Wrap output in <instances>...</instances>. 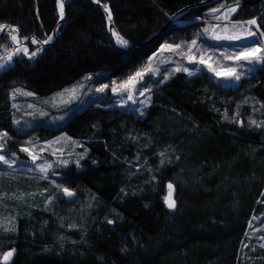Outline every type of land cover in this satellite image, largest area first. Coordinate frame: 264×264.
<instances>
[{
	"label": "trees",
	"instance_id": "obj_1",
	"mask_svg": "<svg viewBox=\"0 0 264 264\" xmlns=\"http://www.w3.org/2000/svg\"><path fill=\"white\" fill-rule=\"evenodd\" d=\"M199 1L65 0L56 40L29 39V54L41 49L36 56L17 53L0 71V138L8 151L25 157L19 148L28 137L58 134L85 148L79 166L70 162L42 179L14 173L7 181L11 208L20 212L0 231V249L14 250L13 264H264V65L229 82L176 52L155 77L147 75L139 108L94 95L60 109L67 112L60 122L25 129L12 123L15 87L44 97L90 75L91 85L124 80L147 68L163 45L185 50L196 40L202 52L228 55L264 39L221 42L205 32L216 20L213 9L219 16L237 5L231 21L255 19L253 31H264V0H219L186 10L145 46L122 49L111 40L105 4L112 29L138 43ZM59 17L57 0H0V25L16 26L21 38L47 39ZM0 47L13 48L7 34ZM169 183L175 209L165 203Z\"/></svg>",
	"mask_w": 264,
	"mask_h": 264
},
{
	"label": "rangeland",
	"instance_id": "obj_2",
	"mask_svg": "<svg viewBox=\"0 0 264 264\" xmlns=\"http://www.w3.org/2000/svg\"><path fill=\"white\" fill-rule=\"evenodd\" d=\"M227 9L222 11V13L227 11ZM218 23H223V21L215 20L213 25ZM234 23H238V22H234ZM241 23H244L246 25V22H241ZM254 26L256 25H252L250 27L252 28ZM217 32H220V29H217ZM4 34H6V32H4ZM210 34L213 37L214 34L212 31ZM253 39L254 38H247L241 40H226V39H221V40L215 39V40L221 42L240 43V42L252 41ZM17 46L18 45L13 44V48L11 47L10 49L5 47H0V64H4V67H0V70L8 67L11 64L12 60L7 61L6 58L7 55L11 53ZM19 47L21 48L25 47V42L22 41V39H20ZM176 52H182L184 54L182 53L179 54ZM236 52L238 51H233L228 55L225 54L224 52H220L219 54L213 55L212 53H209L207 51L204 52L200 51L197 48V46L192 47L191 51H189V47H187L185 50L178 49L176 51H171L164 49L162 48V46H160L155 52L151 54L148 62V66L147 68H145V69L150 68L151 70L145 71L143 74V79L139 80V82L136 84L135 89H133L132 92L133 94L132 100H129L127 98L128 97L127 92H120V91L113 92L112 90L114 87L119 88L121 82L127 80L128 78L119 81L110 79L109 82L108 81L100 82L91 85L88 82V80L90 78H93V76L90 75L87 76V79H85L80 83L66 87L63 90H60L48 96H44V97L38 96V98L34 96L36 94L28 90H25L20 87H15L11 94L12 123L17 129H25V128H29L36 122H41L44 124H54L56 122H60L63 120L65 114L67 113V112L60 113L59 112L60 109L73 104H83L87 99L92 98L94 95L111 94L113 95L114 99L119 103H121L122 105L134 106L136 108H139L140 106L146 103L148 97V87L145 82L147 75L152 74L155 77L156 76L155 73L158 67L160 65L167 64L175 53L180 58L184 56L185 63L189 66H191L192 64L195 65L200 64V66H204L209 70L208 65H211L213 68H216L218 71H222V72L226 71L229 68H236L237 72L244 73L246 69L252 67L253 65H249L246 61H241L239 62V65L242 66H238L235 60L225 59V56H231ZM201 54H203V58L206 61V63L204 64L199 63ZM193 56L195 57V59L191 60L190 62V58ZM209 57H211V59H209ZM211 72L215 74V72L213 71ZM135 73H133L132 75H134ZM218 77L223 81H229V82L235 81L234 79L225 78L223 75ZM113 82H115V84ZM103 85H108V88H106L104 91H99V89ZM141 91H144V95L139 94ZM28 93H31L32 95H28ZM0 145H3V147H0V155L5 156V159L9 160L11 163V167H9L8 164H4L3 162H0V182H1L0 186L3 185L1 191L4 193V195L0 194V231L4 232L9 230V228L12 225L14 217H16L20 212L18 209L19 206L17 208L16 207L11 208V206H15V203L12 202H16V200L12 201L13 198L12 196L14 194L11 195L13 192H11L9 188H7L8 182L11 183V181L13 180V177L15 175L14 173H20V174L23 173L30 179L49 178V176H51L55 172V170H58L61 167L65 166V164L62 163V161H67L68 162L67 164H69L70 162L78 161L81 158V156L85 154V148L80 141L69 138L65 134H58L55 137L47 140L28 137L26 140H24V142H22V144H20V148H19L20 151L21 148L28 149L27 152L21 151L22 154L25 155V157H18L17 153H14L13 151H8L5 148V144L4 142H2L1 138H0ZM33 155L38 157V159L35 162H33L32 159ZM41 164L52 165V167L48 169L47 174L42 173L40 171L38 166ZM44 193L45 190H40L39 192H37V195L40 196ZM15 194H17L16 198H19L18 202L20 203L25 202L24 199L21 198L23 197L22 194H24V191H20ZM53 196L54 195L48 197L46 201L51 200ZM10 209L12 210L10 211ZM9 251L12 250L0 249V264H13L12 256L7 262L3 260V255Z\"/></svg>",
	"mask_w": 264,
	"mask_h": 264
},
{
	"label": "snow or ice",
	"instance_id": "obj_3",
	"mask_svg": "<svg viewBox=\"0 0 264 264\" xmlns=\"http://www.w3.org/2000/svg\"><path fill=\"white\" fill-rule=\"evenodd\" d=\"M58 2V7H59V15H60V19L63 20L64 19V0H57ZM97 2H99V0H97ZM238 6V5H237ZM237 6H232L229 7L227 9V11L223 12L221 15L216 16L215 13L220 11L219 9H213L212 13L215 16V19L217 21H223V23H218L215 25H212L209 28H206L204 31L208 32L209 30H211L213 32V38L216 40H221V39H226V40H241V39H247V38H255L257 36L264 38V31H253L252 28L250 26L252 25H256V20H250L246 22V25L244 23H234L231 21L230 19V15L231 13H234L236 11V7ZM223 7V5L221 6ZM104 9L105 11L108 13L107 19L109 21L112 20V14L111 11L108 7V5H104ZM217 29H220V32H217ZM113 33L114 36L117 37V43L120 44L122 47H127L128 46V41L126 39H124L122 36H120L119 33H117L115 31V29H110ZM0 32H6L7 36L11 39V41L13 43H15L16 45H18L11 53H9L7 55L6 60L7 61H11L13 55L17 54V53H23L24 55H30L31 57L36 56L37 52H39L41 49H37L36 51L32 52L31 54H29L28 48L27 47H19L20 44V39L18 38V29L11 27V26H5V25H0ZM24 39H29L27 37H25ZM53 39L52 36H48L47 39L41 41H38L35 37L31 38V43L33 44H37V43H43V44H47L49 43L51 40ZM196 45V40H192L191 41V45L189 46V51H191V48L194 47ZM182 47V45H163L162 48L167 49V50H171V51H176L178 49H180ZM195 57H191L190 58V62L191 60H194ZM209 59H211V57H209ZM225 59H231V60H235L238 64V66H242L239 65V62L241 61H246L249 65H264V39H256L254 41V43L251 46H244L243 48H241L238 52L234 53L231 56H225ZM199 63H206V61L203 58V54H201V58L199 60ZM209 66V70L215 72V74L217 76H221L223 75L225 78L228 79H234L236 81H239L241 79V75L243 73H239L237 72L236 68H229L226 71H218L216 68H213L211 65ZM0 67H4V64H0ZM151 69H141L140 71H137L134 75L129 76L127 80L121 82L119 88L114 87L112 90L113 92H127L128 93V99L132 100L133 99V89H135L136 84L139 82V80L143 79V74L145 71H150ZM177 71H180V68L176 69ZM184 71H188L187 68L183 69ZM248 71H252V68H249ZM115 84V82H113ZM106 88H108V85H103L99 91H104ZM19 91V90H17ZM140 95H144V91H141L139 93ZM28 95H32L31 93H28ZM225 118L227 119V116H225ZM252 124H256L257 127H260L262 125L257 124L256 121H252ZM7 133H4L3 136H6ZM0 147H3V145H0ZM21 151L27 152L28 149L27 148H21ZM31 154V153H30ZM164 153H161V156H163ZM83 158V156H81V159ZM33 162H35L38 157L33 155L32 156ZM0 162H3L4 164H8L9 167H11V163L9 160L5 159V156L0 155ZM63 164H67V161H62ZM77 166H79V161H76ZM40 171L42 173L47 174L48 169L52 167L51 164H41L38 166ZM168 195L165 197V203L167 205V207L169 209H175L176 208V202L175 200L172 198L173 197V191H174V186L169 183L168 184ZM62 192L68 196V197H73L75 195V193L70 190L67 187H63ZM109 223H112L111 220L108 221ZM262 239H264V237H262ZM14 251V250H13ZM13 251H9L7 253H5L3 255V260L5 262H7L11 256L13 255Z\"/></svg>",
	"mask_w": 264,
	"mask_h": 264
},
{
	"label": "water",
	"instance_id": "obj_4",
	"mask_svg": "<svg viewBox=\"0 0 264 264\" xmlns=\"http://www.w3.org/2000/svg\"><path fill=\"white\" fill-rule=\"evenodd\" d=\"M92 2H95L96 4H98V5H100L101 6V4L99 3V2H97L96 0H91ZM217 1H219V0H201V1H199V2H197V3H195V4H191V5H188V6H186L184 9H182V10H180L179 12H177V13H175L174 15H172L170 18H169V20L162 26V27H160L157 31H155L148 39H146L145 41H143V42H138V43H128V46L127 47H122L120 44H118L117 43V38L113 35V33H112V31L110 30V29H112V20L111 21H109L108 20V23H107V25H108V31H109V34H110V37H111V40H112V42L116 45V46H118V47H120V48H122V49H130V48H132V47H142V46H145V45H147L164 27H166L168 24H170L172 21H174L175 19H176V17H178L182 12H184V11H186V10H188V9H190V8H193V7H196V6H200V5H204V4H211V3H214V2H217ZM65 10H66V5H65V0H64V14H65ZM104 12H105V14H106V16H108V13L105 11V9H104ZM64 20V19H63ZM63 20H61L60 19V17H59V19H58V21H57V24H56V27H55V29L53 30V32H52V34H51V36L53 37V39L49 42V43H51V42H53V41H55L56 40V38H57V34H56V29H57V27L63 22ZM1 25H5V26H11V27H14V28H17L16 26H13V25H11V24H9V23H4V24H1ZM18 29V28H17ZM4 34V32H1L0 33V36H2ZM18 38L19 39H22V41H24V42H26V41H28L29 39H31V38H29V37H27V38H29V39H24V38H21L20 37V34H19V30H18ZM36 38V37H35ZM37 39V38H36ZM38 40V39H37ZM38 41H40V40H38ZM42 42V41H41ZM13 44H15V43H13ZM41 45H45V44H43V43H40ZM4 69H6V68H3V69H1V70H4ZM0 70V71H1ZM69 198H71V197H69Z\"/></svg>",
	"mask_w": 264,
	"mask_h": 264
},
{
	"label": "bare ground",
	"instance_id": "obj_5",
	"mask_svg": "<svg viewBox=\"0 0 264 264\" xmlns=\"http://www.w3.org/2000/svg\"><path fill=\"white\" fill-rule=\"evenodd\" d=\"M184 12H185V11H184ZM182 13H183V12H182ZM182 13H181V14H182ZM181 14H180V15H181ZM180 15H179V16H180ZM179 16H178V17H179ZM178 17H176V19H177ZM176 19H175L174 21H176ZM172 22H173V21H172ZM0 33H1V32H0Z\"/></svg>",
	"mask_w": 264,
	"mask_h": 264
}]
</instances>
